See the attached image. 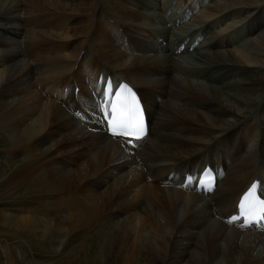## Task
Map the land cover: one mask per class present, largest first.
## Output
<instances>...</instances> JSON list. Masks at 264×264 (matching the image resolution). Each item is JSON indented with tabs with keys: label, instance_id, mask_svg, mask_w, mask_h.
<instances>
[{
	"label": "bare ground",
	"instance_id": "1",
	"mask_svg": "<svg viewBox=\"0 0 264 264\" xmlns=\"http://www.w3.org/2000/svg\"><path fill=\"white\" fill-rule=\"evenodd\" d=\"M211 1L189 3L158 32L145 23L150 0H0V134L10 141L0 158L20 157L5 178L12 192L32 182L15 207L27 211L16 215L22 224L42 236L48 206L63 219L58 233H95L107 264H264V231L225 220L243 189L264 182V0L208 6L242 16L247 54L219 30L172 33ZM185 55L207 85L174 58ZM108 76L114 90L128 81L141 93L150 129L136 146L107 128ZM207 164L218 171L214 190L183 185Z\"/></svg>",
	"mask_w": 264,
	"mask_h": 264
},
{
	"label": "rangeland",
	"instance_id": "2",
	"mask_svg": "<svg viewBox=\"0 0 264 264\" xmlns=\"http://www.w3.org/2000/svg\"><path fill=\"white\" fill-rule=\"evenodd\" d=\"M150 1V3H153V6H155L154 9L156 10V12L147 13L149 14V16L147 14L146 16H148L149 20L145 23L148 27H151V30L158 29L157 31L160 32L159 27L162 26V29L165 26L168 27V25L170 24H167V18H169V16L182 17L188 11V8L186 9V6H188L189 3L192 2L193 4L195 1L200 3L202 0ZM185 1H187V4L185 3V7H182V4ZM204 2L205 0H203V3ZM220 2L224 4L225 1L212 0L210 3L206 2L205 6L202 5L201 7V5H197L196 7L192 8L193 14H190V12H188L187 19H185L186 22L185 20L181 21L180 23L178 22L176 26L173 27L172 33H175L174 30L178 29L179 32H181L183 35H186L187 38H190V36L195 34V28H200L203 34H208L209 36L216 34L217 32L215 31L219 30L223 32L224 40H226L228 37H232L231 40L233 44L235 43V45L239 44V47H245L243 51L247 54V52H249L248 49H251L253 46L252 44H249L250 46L247 45L248 43L246 39L249 38L248 30L244 26H241L243 22L241 20V15H238L237 17L235 15L236 18L234 19L229 18L230 14L227 13L228 9L222 11L223 14L219 15L221 16L220 18L217 17L218 15H208V6H217ZM160 5L161 8H159ZM163 5L165 7H163ZM148 6L151 7L152 5L149 4ZM151 16L154 17V20L153 18H151ZM226 17H228L227 20L225 21L223 19L222 21V18ZM161 18H163V20H160ZM200 19H207L206 22L212 20L213 29H204L205 22L202 20V22H204L202 25V22L200 23ZM235 21H238V23H236ZM193 26L196 27L192 28V30L191 27ZM172 33L166 34L164 37H160L161 39L154 40V44L155 41L156 43H160L161 41H163L164 38H175V35H173ZM228 33L229 35H227ZM164 41L163 43H166V40ZM207 47L208 45H206V48L202 50L205 51L206 49H208ZM158 55V58L161 56V58L165 59L166 61H168L171 56L170 54H167L166 51L161 50V48L158 52ZM176 57L174 56V58L179 61V63H181L184 68L189 69L190 71L193 69L196 72L192 75L194 79L201 78L195 76L201 73L198 71L199 68L197 65V60H194L192 57L189 56L186 57V55ZM65 68L63 71H65ZM198 80H201L202 83L206 82L205 78H201ZM203 84L207 85V82ZM56 86L58 88V84H56ZM261 104V108L258 112L259 118L264 116V100L261 102ZM259 135L260 138L264 137V133L262 134V132H259ZM5 136L7 139L5 138ZM9 142L10 141L6 134H0V152L7 147V144ZM19 159L20 157L17 156L15 161L5 162L4 159L0 158V264H107L104 257V249L102 248V245H100V241L96 238L95 233L86 235L84 233L79 232L78 230H75L70 237L68 236V233H58V231H56V228L62 224L63 219L61 216H57L54 211L48 208V206H43V208L40 209V211H42L43 213V217L41 218H49L47 223L43 224V227L41 229L42 236H40L35 231H32L31 228L33 227H29V224L25 225V223H23L25 225L24 227V225L16 215H26L27 211L17 209L15 207L17 201H20L24 197H28V195H31V193L33 192V190L30 188L32 182H23V188L15 192H12L11 189L5 184V178H9L15 175V164L18 162ZM28 203H30V201H28ZM32 206H36V204H33ZM29 215L34 216L32 213H30ZM35 217L39 216L36 215ZM53 217H56V219H58L55 220V223L51 221V218ZM35 220H38V218H36ZM51 223H53L54 225H49ZM47 226H50L49 229H46ZM106 252L110 257L112 253L111 248H108ZM111 264L121 263L119 262V260H115L112 258Z\"/></svg>",
	"mask_w": 264,
	"mask_h": 264
},
{
	"label": "snow or ice",
	"instance_id": "3",
	"mask_svg": "<svg viewBox=\"0 0 264 264\" xmlns=\"http://www.w3.org/2000/svg\"><path fill=\"white\" fill-rule=\"evenodd\" d=\"M125 88L126 85H119V89ZM119 89L114 90L111 82L104 89L105 96L108 98L107 104L111 107V112L108 113L111 117L108 121L109 129L114 136L123 135L127 137L135 135L138 139L139 135L137 134H142L144 131L143 112L130 89L127 90V93ZM113 91H115L114 97L109 95ZM128 143H132V141L128 140ZM256 188V184L249 188L240 200L239 207L242 216L247 217L249 210L252 209L251 215L260 220L264 219V200L256 197ZM238 219V216H232L230 222ZM245 222L251 223L252 221L246 218Z\"/></svg>",
	"mask_w": 264,
	"mask_h": 264
}]
</instances>
